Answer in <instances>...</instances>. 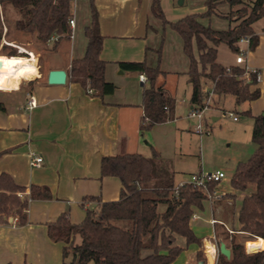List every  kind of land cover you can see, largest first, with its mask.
Listing matches in <instances>:
<instances>
[{"label": "trees", "instance_id": "trees-1", "mask_svg": "<svg viewBox=\"0 0 264 264\" xmlns=\"http://www.w3.org/2000/svg\"><path fill=\"white\" fill-rule=\"evenodd\" d=\"M72 1L0 0V42L4 24L6 39H13V31L35 33L42 44H47L53 35L58 36L56 42L69 37ZM219 4L230 7L225 17L235 24L227 29H214L199 20L200 16L210 17ZM205 5L204 12L187 14L171 22L182 37L183 50L189 57L191 108H204L215 95H234L238 103L254 101L260 96V89L253 88L257 83L255 72L246 73L241 64L225 66L220 63L218 47L225 43L238 54L240 39L249 36L248 47L255 49L259 35L254 23L264 16V0H206ZM90 6L91 21L84 28L86 51L83 57L71 61L69 81L81 84L88 92L91 89L93 95L104 97L113 94L116 86L105 79L106 61L101 58L104 36L93 0ZM11 11L17 16L12 18ZM151 11L156 17L167 20L161 0H152ZM0 52L7 56L19 55L16 47L7 44L2 45ZM118 63L123 70L139 71L147 77L142 93V134L172 119L176 99L163 85L156 83L157 78L167 72L149 65L146 60ZM4 108L0 103V109ZM245 112L251 114L250 109ZM253 120L252 140L256 148L247 160L237 163L230 179L231 188L239 192L254 185V190L243 197L237 216L238 230L249 239L264 238V113L253 115ZM154 154L158 155L157 151ZM104 176L120 179L122 190L118 200L101 201L89 197L87 199L98 201L97 207L87 209L81 222L73 223L63 213L46 224L49 238L62 244L60 264H173L191 244L202 246V238L190 222L193 208H201L208 198L203 189L188 182L178 187L173 176L160 178L156 188H144L143 184L152 180V163L141 153L103 156L101 177ZM219 183L210 182L209 190L213 192ZM26 190L27 187L18 184L9 173L0 174L1 223L13 224L10 218H16L18 225H25L30 200L52 198L47 186L32 184L28 194ZM160 202L166 204L163 211L158 210ZM77 236L79 242H76ZM180 238L184 245L177 243ZM221 241L230 248L231 257L219 253L216 264H264V249L246 252L244 244L228 230L218 239V245ZM146 250L150 252L145 254ZM198 255L202 257L203 252Z\"/></svg>", "mask_w": 264, "mask_h": 264}, {"label": "crops", "instance_id": "crops-1", "mask_svg": "<svg viewBox=\"0 0 264 264\" xmlns=\"http://www.w3.org/2000/svg\"><path fill=\"white\" fill-rule=\"evenodd\" d=\"M93 1L99 13L100 32L104 36L101 58L106 61L105 79L115 84L113 94L99 97L86 91L81 84L69 81L71 61L83 57L86 51L84 41L77 42L74 33L68 38L69 43L64 44L65 52L67 48L70 50V56L65 61H51L45 68L40 54L33 52L38 61L36 75L22 79L20 85H16L20 88L0 84V89L5 90L2 92L11 94L10 97L13 93L24 92L25 95L23 99L22 96L17 100L12 99L13 102L9 100L12 103L10 105L3 100L4 97H0V103L5 107L0 109V152H3L0 156V174L9 173L18 184L26 186V194L32 184L47 186L52 194L50 199L30 200L28 223L25 225H18L16 218H10L13 224L0 222V264H60L62 244L49 238L46 224L55 221L63 213L73 223H78L84 219L87 209L97 207V200L87 198L113 201L121 196L122 184L118 177H101L103 156L141 153L148 157L152 163V180L143 184L144 188H156L158 182L154 181L155 178L164 175L169 177L173 172L172 167H169L170 172L157 174L155 169L161 163V154L149 141L143 142L145 134L141 132L144 114L142 93L147 81L140 80L141 72L123 70L118 63L147 61L148 52L151 50L147 38L151 28L152 0ZM217 14L225 17L227 13ZM72 17L75 19L74 30L77 31L79 24L73 11ZM175 17L170 21H177L183 16L180 14ZM234 24L233 22L232 25ZM61 41L53 43L60 45ZM10 45L25 49L13 42ZM260 47L264 49V43L259 37L254 54L250 55V60L256 65L264 63L263 49ZM219 62L225 66L237 64L236 60L228 64ZM54 70L66 71L65 82L48 81L50 72ZM43 71L45 79L42 78ZM186 80L188 82V77ZM167 82L164 74L156 81L157 85H163L176 99L173 111L175 120L176 93L179 88L177 83L168 85ZM188 87L190 101L191 85ZM253 88H257V85ZM30 94L37 101L33 108L27 107ZM217 102H222L221 96ZM246 102V111H251L253 101ZM22 105L23 109L20 110ZM31 153L43 157L39 167L31 165ZM189 175L186 174V177ZM182 182L185 181L180 180L178 185ZM218 189L222 190V180ZM225 190V194L217 195L213 200H205L201 208H193L190 225L202 238V246L191 244V255L189 253L182 262H179V255L173 264H191L193 258L198 264L199 260L205 258L207 245L211 244L215 249V243H218L225 230L239 238L237 234H241L238 230L240 226L239 223L235 226L234 219L237 218L240 208L237 201H242L245 195L232 188ZM259 239L264 240L261 237L249 239L246 234L240 241L247 247L250 244L248 241ZM79 241L80 237L77 236L76 242ZM200 251L203 252L202 257L198 255ZM149 252L146 250L144 253Z\"/></svg>", "mask_w": 264, "mask_h": 264}, {"label": "rangeland", "instance_id": "rangeland-1", "mask_svg": "<svg viewBox=\"0 0 264 264\" xmlns=\"http://www.w3.org/2000/svg\"><path fill=\"white\" fill-rule=\"evenodd\" d=\"M205 2L206 0H161L165 18L168 20L164 21L153 13L150 15L151 28L147 42L151 50L148 52L147 63L167 71L164 74L165 79L168 81L167 84L175 85L177 83L179 90L176 93L177 108L174 115L175 120L172 118L165 123L156 124L153 129L145 131L143 142L149 141L161 154V163L155 169L157 174H166L171 170H169V167H172L173 172L170 173V176H174L175 184L178 185L180 180L186 181L188 179L186 174L198 173L200 171L204 173L215 172L217 170L224 171L226 176L222 179V190L218 189L220 183L215 190L219 194H225V189H231L230 179L237 163L247 160L256 148L252 140L253 115L264 113V63L254 64L250 60V55L254 54V49H249L246 41L239 42L240 51L243 52L245 58L243 66H248L249 69L257 71L260 76V80L256 83L257 88L260 89V96L253 101L251 114H247L245 111L248 108V102L238 103L235 96L229 94L222 95V102L219 103L217 101L220 96L215 95L214 99L209 100L204 111L202 121L203 132L197 131L198 119L188 117L191 111L188 93V86L190 84L186 80L188 77L189 57L183 50L182 37L172 27L171 22L173 21L170 20L180 14L185 16L191 13L204 12L206 10ZM216 10L220 14H226L228 13L229 5L219 4ZM72 11L77 15L79 24L77 31L73 29V33L76 35L77 42L84 41L83 46L86 48L87 38L84 34V28L91 21L90 0H73ZM217 12L213 13L210 17L200 16V22L218 30L227 29L232 26L233 22L229 18L220 16ZM10 16L14 18L17 15L11 11ZM6 30L7 27L4 24L0 49L3 44L10 45L13 42L17 46L24 47L27 51L40 54L42 65L45 68L51 61H65L70 56L69 48H67L66 52L63 49L66 48L64 44L66 42L69 43L70 40L68 38L70 36L63 38L60 45L53 42L42 44L37 41L35 33L22 31H13V39H6L4 37ZM255 31L259 34L260 41L264 43V16L255 23ZM16 49L19 55L23 54L19 52V47H16ZM194 52L196 53L195 49ZM238 54L234 53L225 43H221L219 46L218 59L225 64L234 63ZM262 56L264 57V49ZM42 78L45 79L44 71ZM13 87L15 89L20 88V86L16 85ZM9 95L11 94L0 91V97H4L3 100L9 105L12 104L9 100H17V98L22 96L23 99L25 96L24 92L21 94L13 93L11 97ZM22 109L23 105L20 107V110ZM234 116L239 120H234ZM163 177L166 176L164 175L161 178ZM159 179L155 178L154 181L158 182ZM253 190L254 185L252 184L247 191L239 193L246 195ZM216 192L213 191V197H208L206 200H213L218 195ZM238 205H241L240 200L239 202L237 201ZM165 208L166 204L160 202L158 210L163 211ZM234 220L236 226L238 220L237 218ZM237 235H239V238L236 239L240 241L245 238L246 234ZM212 240L214 241L213 238ZM257 241H248V243H256ZM240 242L242 243L243 241ZM177 243L184 245L183 238L178 239ZM218 246V243H215L214 250L217 258L219 254ZM192 249L193 245L184 249L180 254L179 262L185 260L189 253L191 255ZM197 262L195 258L190 261L191 264H196ZM90 264L93 263L91 262Z\"/></svg>", "mask_w": 264, "mask_h": 264}, {"label": "built area", "instance_id": "built-area-1", "mask_svg": "<svg viewBox=\"0 0 264 264\" xmlns=\"http://www.w3.org/2000/svg\"><path fill=\"white\" fill-rule=\"evenodd\" d=\"M69 23H70V26H71V29H72L70 37H72L73 36V29L75 28V19H74V17H71L69 19ZM57 39H58V36L57 35H53L49 39L48 43L56 42ZM243 41H246L248 43L249 42V36L242 37L239 42H243ZM19 49H20L19 52L23 53L22 55L27 56L28 58H32L33 57V52L27 51L26 49L21 51L20 47H19ZM244 62H245L244 54H243L242 51H240L239 54L236 57V63L243 65ZM244 67H245L246 73L249 72V71H253V70L249 69L248 66H244ZM36 69L38 70V61L36 62ZM253 72H255L256 80L258 82L260 80V76H259L257 71H253ZM139 78L143 82L147 81V77H146V75L144 73H141L139 75ZM0 90L1 91H5L3 89H0ZM89 92L93 93V91L91 89L89 90ZM210 94H211V92H210ZM36 105H37V101H36L35 96L30 94V99L28 100L27 107L28 108H33ZM165 109L167 110V107ZM205 109H206V106L204 108H198V107L197 108H191V111L188 114V117L198 119L199 123L196 126V130L199 131V132H203L202 121H203ZM234 119H237V117L234 116ZM42 161H43V157L41 155H38V154H35V153H31L30 163H31L32 166L39 167L41 165ZM225 176H226L225 172L224 171H220V170H217L215 172H208V173H204V172L200 171L198 173L190 174L188 179H187V181H185V182L191 183V184L195 185L196 187L203 189L206 192V194L208 195V197L211 198V197H213V195H212L213 193L209 190V183L212 182V181H221L223 178H225ZM185 182L180 183L178 185V187L182 186ZM214 192H216V190H214ZM176 193H177V190H176ZM216 193L218 195H220L218 192H216ZM215 197H217V196H215ZM213 252H214L213 254L216 255L215 254L216 253L215 250Z\"/></svg>", "mask_w": 264, "mask_h": 264}, {"label": "bare ground", "instance_id": "bare-ground-1", "mask_svg": "<svg viewBox=\"0 0 264 264\" xmlns=\"http://www.w3.org/2000/svg\"><path fill=\"white\" fill-rule=\"evenodd\" d=\"M23 50L22 48L21 51ZM36 62V55H33L32 58H28L24 55L7 56L0 54V84L3 86L20 85L21 79H28L37 74ZM52 78L55 81L60 80L59 76L55 74H53ZM261 240L262 239H259L256 243L253 242L252 244H248L247 247L250 248V245L253 246L251 252H254L259 248ZM207 248L210 252L214 251L211 244H208Z\"/></svg>", "mask_w": 264, "mask_h": 264}, {"label": "water", "instance_id": "water-1", "mask_svg": "<svg viewBox=\"0 0 264 264\" xmlns=\"http://www.w3.org/2000/svg\"><path fill=\"white\" fill-rule=\"evenodd\" d=\"M53 74L59 76V79L60 80L59 81H55L52 78ZM65 80H66V71L65 70H54V71H51L50 74H49V76H48V81L51 82V83H63V82H65ZM218 253H221V254L225 255L227 258H230L231 257V250H230L229 247H227V245H226V243L224 241H221L219 243ZM216 261H217V256L214 255L210 251H206L205 258L202 259V260H199V263H203V264L213 263V264H216Z\"/></svg>", "mask_w": 264, "mask_h": 264}, {"label": "clouds", "instance_id": "clouds-1", "mask_svg": "<svg viewBox=\"0 0 264 264\" xmlns=\"http://www.w3.org/2000/svg\"><path fill=\"white\" fill-rule=\"evenodd\" d=\"M262 241H264V240H261V242H260V244H259V248H261V249H264V243H262ZM252 249L251 248H248V247H246V249H245V251L247 252V251H251Z\"/></svg>", "mask_w": 264, "mask_h": 264}, {"label": "snow or ice", "instance_id": "snow-or-ice-1", "mask_svg": "<svg viewBox=\"0 0 264 264\" xmlns=\"http://www.w3.org/2000/svg\"><path fill=\"white\" fill-rule=\"evenodd\" d=\"M262 243H264V241H262ZM253 246L250 245V248H252Z\"/></svg>", "mask_w": 264, "mask_h": 264}]
</instances>
